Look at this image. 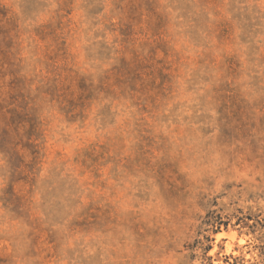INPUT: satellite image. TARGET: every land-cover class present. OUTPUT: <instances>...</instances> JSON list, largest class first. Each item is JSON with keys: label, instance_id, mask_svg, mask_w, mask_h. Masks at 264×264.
Instances as JSON below:
<instances>
[{"label": "rangeland", "instance_id": "rangeland-1", "mask_svg": "<svg viewBox=\"0 0 264 264\" xmlns=\"http://www.w3.org/2000/svg\"><path fill=\"white\" fill-rule=\"evenodd\" d=\"M0 264H264V0H0Z\"/></svg>", "mask_w": 264, "mask_h": 264}, {"label": "bare ground", "instance_id": "bare-ground-1", "mask_svg": "<svg viewBox=\"0 0 264 264\" xmlns=\"http://www.w3.org/2000/svg\"><path fill=\"white\" fill-rule=\"evenodd\" d=\"M220 238H226V239L229 241V242H227L226 245H225L226 252H228V251L230 250V248H231V244H230V242L232 241V237H231V236H228V235H225V234H223V233H221V234H219V235L216 237V239L218 240V239H220Z\"/></svg>", "mask_w": 264, "mask_h": 264}]
</instances>
